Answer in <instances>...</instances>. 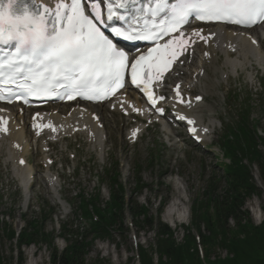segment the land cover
Instances as JSON below:
<instances>
[{
    "label": "rangeland",
    "instance_id": "obj_1",
    "mask_svg": "<svg viewBox=\"0 0 264 264\" xmlns=\"http://www.w3.org/2000/svg\"><path fill=\"white\" fill-rule=\"evenodd\" d=\"M258 30H261V28ZM215 67H219L218 61L211 62L207 65L206 71L209 75L207 78L202 79V84L206 91V98L204 105L198 110L199 114L205 118L211 116L217 119L215 133L212 135L213 141L216 140L217 135L222 130V124L219 126L218 121L220 120L225 123L236 119L241 105L250 106L251 116L254 119L255 126L260 132V135L264 137V75L260 76L259 74V85L256 81V86H251L247 83L245 72L239 73L240 76L237 80H232L235 77L230 73H227L225 79L221 80L220 74L215 72ZM253 72L255 71L253 70ZM227 76H230V78H227ZM216 79H218L219 85L216 83ZM101 113L104 114L103 116L106 117L107 122L109 121V124L107 123L105 125L107 132L110 130V140L108 139V142L105 143L106 153L103 163L99 162V156H97L95 151L90 149L89 145L87 147L90 150L85 148L82 138L72 137L68 139L69 148L64 152L60 160L70 161L68 153L71 151L74 153L73 161L77 166L74 172L68 173L63 168H59V163L55 162L52 171H55L58 175L61 174V186L56 190L58 194L51 195L48 193L42 186L44 181L40 177V174L36 173V169H42L38 163L41 159L39 151H29L28 155H23V158L32 164L36 179L35 185L31 189L30 204L26 209L20 202V190H18V184L11 177L10 165H7L4 169L0 168V242L2 256L5 261L11 260L12 264H15L16 262L13 260L14 256H19L18 251L15 250L12 244L13 242L9 241L5 236V229L20 230L25 225L23 219L29 220L30 215H34L33 217H36L35 219L41 222L43 211H48L47 206H50L51 209L53 208V211H56L57 215H54L51 220L48 219L45 221V231H50L51 234L57 236L61 231L59 227L61 223L70 225L69 230L73 231V233L80 232L84 224L79 217V215H82L80 207L77 206L79 194L85 193L93 197L98 193L99 201L102 203L107 201L110 192L109 185L106 181V171L120 175L119 179L121 181L120 183L124 186L126 202H137L138 205L145 206L153 214L156 213L154 210L160 205L159 199L162 198L165 201L163 197H167L160 216V221L164 223L167 221L163 215L166 206L169 204L171 197L181 192L177 188L178 191H175L176 186H174L173 182L174 178L179 174L181 179H177L182 182V184L180 183L181 188L188 197L186 196L184 198L186 200L185 204L180 206V208H183L184 213L186 212V219L185 223L178 225L174 229L176 239H181L183 228L189 223L190 208L196 202H199V200L204 202L203 192L207 187L208 177L212 176L213 173L222 175L221 169L215 164V155L219 152L216 148L207 146L208 143L195 145L187 140L186 137H182L183 140L181 138L175 139L167 137L161 129L155 126L149 128V130L148 128L145 129L138 141L134 145H131L125 139V134L129 127L127 125L128 121L115 115V121L111 122L112 114L109 116V113L104 108L101 110ZM179 139L181 141H178ZM78 141H81V143ZM57 146L58 144L51 145L50 156L53 159L59 158ZM151 155H154V158L158 161H154L153 166L149 162L151 161ZM136 166L139 167L137 170L142 171V179L148 182L150 188L153 187V189L144 191L140 195L134 193L135 173L133 169ZM169 172L176 175L162 178L163 182L168 186L166 192L165 187L159 186V177L161 174H167ZM40 173H42L41 170ZM252 174L256 185L261 190V195L259 197H250L246 200L244 209L250 213L254 221L255 210L260 209L261 213L264 214V185L260 180L256 167L252 168ZM98 188L99 192L97 191ZM223 188L224 182L220 181L218 186L220 194H222ZM23 195L24 204H26L24 192ZM61 204H66L63 207L64 214H61L63 212ZM67 207L68 211H66ZM208 211L212 212L211 208ZM129 218V214L126 213L124 228H127V225L131 224ZM245 222L242 221V223ZM139 230L131 226V228L121 229L119 234L110 236L106 240L92 243L89 246L83 264H137L136 244L148 247L153 241V235L148 229L144 228L143 230ZM59 237L55 239L54 244L59 249H62L64 244ZM48 239L49 236L46 240L48 241ZM102 246H106L107 249L103 251L98 248ZM31 250L34 252L33 264H50L47 247L42 246L39 248L33 245L21 250L23 264H27L31 258ZM211 252V256L213 257L214 251ZM216 253L217 255H221L224 254V251H216ZM130 257H133V261L130 260ZM36 260H38V263Z\"/></svg>",
    "mask_w": 264,
    "mask_h": 264
},
{
    "label": "snow or ice",
    "instance_id": "obj_2",
    "mask_svg": "<svg viewBox=\"0 0 264 264\" xmlns=\"http://www.w3.org/2000/svg\"><path fill=\"white\" fill-rule=\"evenodd\" d=\"M137 2L98 0L91 9L96 21L102 20V4L107 8L109 21L125 20L119 9ZM87 8L83 0H49V6L41 3L35 9L22 0H0V46L9 49L0 54V100L53 95L70 100H101L123 87L124 76L130 70L131 82L137 87L143 85L142 91L155 107L150 87L153 79L159 80L178 56L196 42L192 37L205 39L202 30H193L190 35L182 30L190 18L243 27L264 23V0H149L145 18H138L137 24H130L127 29H113L116 36L124 39L155 43L147 54L130 60L100 31L86 14ZM13 87L18 90L15 95Z\"/></svg>",
    "mask_w": 264,
    "mask_h": 264
},
{
    "label": "bare ground",
    "instance_id": "obj_3",
    "mask_svg": "<svg viewBox=\"0 0 264 264\" xmlns=\"http://www.w3.org/2000/svg\"><path fill=\"white\" fill-rule=\"evenodd\" d=\"M38 1L46 6H49V0ZM193 30H202V35L205 37V39L202 40L199 39V37H192V39H194L196 42L187 47L189 54L184 55L181 63H178L174 67L173 71L165 78V83L168 86L165 88V93L168 94V97L170 98L169 101L175 99L174 96L177 93L182 92L184 94L185 99L182 108L179 110L175 109L173 111L174 113L172 114V117L179 116L180 114L183 115V113H185L189 117L193 118L198 128L196 137H199V139H204L202 140L204 142L208 140V134L213 132L212 127L213 125L215 126V122L211 117H209L205 122L201 117L196 115L195 112L193 113L191 110L202 105L204 93L201 90V80L206 76V72L204 70V65L206 64L205 60L209 57L210 53L211 56L220 54L222 59L221 64L223 66L222 70L219 68L221 70V74H226L224 71L225 69L228 73L230 71L234 74L237 73L236 69H238V71L244 69L248 70L252 67L253 63L263 66L264 30L259 32V30L253 29V31H251L258 40L256 45H252L249 42L248 37L242 35L240 31H236L234 29L230 30L228 28L219 26L189 28L185 30V34L190 35ZM244 33H249V31H245ZM206 41H208V44H206ZM182 75L184 78L181 77ZM174 88L177 89L173 90ZM192 90H196L197 94L192 95L190 93ZM127 93H129L127 100H118L115 104L108 103L106 105V109H108L112 114L117 112L119 105H123L125 110L131 112V110L128 109V105L133 103L136 107H139L140 110H142L143 108L137 103V98L130 92ZM187 96L188 99H186ZM196 96H200V102L196 100ZM130 98H133L134 101ZM100 111L101 109L99 105L84 104L83 109H70L65 117H61V115L54 110L47 111L45 115L39 111L40 115L37 120L43 117L45 121L51 123L52 127L54 128V131L49 133V138L51 139L55 136L61 135V127H59L58 124L62 119H68L70 122L69 126H76L77 131L87 137V140H85L86 145H89L91 150H97V155L99 158H101L105 151V143H107L109 139L110 130L107 132L105 125H107L108 122L106 117L103 116ZM93 112H97L95 115L98 117V121H95L91 116ZM29 117L27 119V123L28 121L30 122ZM0 118H3L0 119V121L3 120L4 123L6 122V131L0 132V139H5L6 142L8 141V143L5 142V145H7L6 155L8 156V160L13 164L14 175L19 179L20 185L24 188L23 192L25 193V202H27L29 199L27 183L30 179V172L32 168L30 166L23 165V163H21L22 160L17 163L19 157L17 154H15V151L12 147L20 146V153L25 154L30 145L32 147L38 146L41 153L45 154L48 150V143L43 141L37 145L36 138L32 137L31 139L29 131L26 130V126L23 125L26 123V120L23 119V112L21 110H14L12 107H8V110H6L5 113L0 112ZM112 118L113 115L111 116V122L113 121ZM142 118H148L150 120L154 119L150 113L148 114L146 111L143 113ZM31 123L33 124L34 121ZM134 128H137V126ZM133 130L134 129H132V131ZM163 130H168V128L164 126ZM25 133L29 135L30 139H26L24 136ZM3 141H1L0 144H2ZM43 157L44 160H47L48 156L43 155ZM54 176L55 174H51L50 167L47 168V171L43 175L44 179L46 178V183L49 184L50 189L55 192L57 177L55 176V178H53ZM180 183L182 184L179 179L174 180V184L178 189H181ZM186 196L188 197V195L185 194V197ZM185 202L186 200L181 198V196L178 194L172 199V202L166 208L164 218L167 221H170L172 227L184 222L185 213L183 208H180V206L185 204ZM255 213H257V210H255ZM98 248L103 251L107 249L106 246ZM30 254L31 258L28 260L27 264H33V250L30 251ZM36 262L38 263V260H36Z\"/></svg>",
    "mask_w": 264,
    "mask_h": 264
},
{
    "label": "trees",
    "instance_id": "obj_4",
    "mask_svg": "<svg viewBox=\"0 0 264 264\" xmlns=\"http://www.w3.org/2000/svg\"><path fill=\"white\" fill-rule=\"evenodd\" d=\"M242 136L247 142V149L243 151L238 143L241 142V136L236 138L234 145L230 143L231 148V164L225 167L226 193L221 198L214 196L215 189L209 188L206 192L208 197L204 206L201 205L198 214L195 213V227L200 231V223L202 221L209 235H202L201 242L206 257H209L211 251L216 247L226 249L233 256L225 259H215L211 264H264V229L262 227H254L250 221L242 223L248 219L246 211H241L242 204L246 197L251 194H258V188L250 173V165L256 161L260 168V175L264 181V156L255 147V134L253 131H242ZM247 152L252 157H247ZM240 153V154H239ZM246 156L248 164H243L242 157ZM242 158V159H241ZM121 191V190H120ZM115 198V196H113ZM119 203L114 204L113 208L105 211H98L100 216L99 223L95 222L92 226L93 238H107L110 234V228L122 221V200L118 198ZM211 208L212 212L208 210ZM133 218L140 227H155V219L150 216L148 211L133 212ZM229 221L234 225H229ZM36 229V230H35ZM34 230H24L18 238V249L22 245L37 243L38 237L42 236V227ZM200 233V232H199ZM172 234L168 227L164 224L157 223V253L159 256L158 264H201L199 251L195 238L191 231L187 230L184 235V242L180 245L175 244L171 238ZM13 237V232L10 234ZM52 239V238H51ZM51 243V241H50ZM89 243L72 240L67 244V248L58 254L53 248L51 250V264H83L85 247ZM140 264H153L152 256L149 251L139 248ZM20 259L18 264H22ZM0 264H5L0 251Z\"/></svg>",
    "mask_w": 264,
    "mask_h": 264
}]
</instances>
